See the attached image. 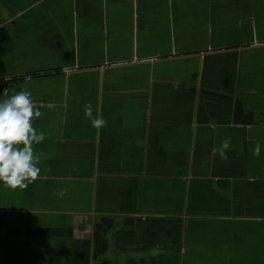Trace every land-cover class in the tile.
<instances>
[{"label":"crops","instance_id":"obj_1","mask_svg":"<svg viewBox=\"0 0 264 264\" xmlns=\"http://www.w3.org/2000/svg\"><path fill=\"white\" fill-rule=\"evenodd\" d=\"M4 89L45 140L0 264H264V0H0Z\"/></svg>","mask_w":264,"mask_h":264},{"label":"clouds","instance_id":"obj_2","mask_svg":"<svg viewBox=\"0 0 264 264\" xmlns=\"http://www.w3.org/2000/svg\"><path fill=\"white\" fill-rule=\"evenodd\" d=\"M44 115L39 110L32 93L27 89L9 94L7 89L0 93V184L5 189L26 190L34 183L41 173L39 167L42 153L35 150V145L45 140V133L34 128V120ZM85 118L90 120L93 128L106 126V120L100 116L93 117L91 103L84 105ZM231 138H225L219 147L212 149L221 159H228ZM259 142L253 150L254 156H259ZM65 195L64 191L59 193Z\"/></svg>","mask_w":264,"mask_h":264}]
</instances>
